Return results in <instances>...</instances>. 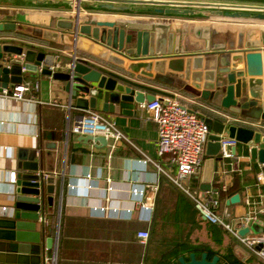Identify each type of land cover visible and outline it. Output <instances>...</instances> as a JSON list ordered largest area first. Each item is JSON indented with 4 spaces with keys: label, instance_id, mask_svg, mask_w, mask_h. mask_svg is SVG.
<instances>
[{
    "label": "crops",
    "instance_id": "0c3cea01",
    "mask_svg": "<svg viewBox=\"0 0 264 264\" xmlns=\"http://www.w3.org/2000/svg\"><path fill=\"white\" fill-rule=\"evenodd\" d=\"M73 2L39 0H2L0 14H11L17 23L30 24L41 28L50 27L56 18H70L75 13ZM98 19L163 23L172 27H217L224 29L264 30V22L209 17L201 13L193 16L149 14L143 12L114 11L82 2L79 20ZM0 43L26 45L41 42L15 32L0 33ZM45 53L54 52L67 59L56 63L53 70L66 71L69 47L55 43H42ZM79 59L87 58L77 53ZM128 80L139 84V90L158 97L162 94H177L182 104L195 113L230 124L252 127L259 123L240 114L236 109H223L211 98H204L179 85L156 82L116 70ZM20 84L29 86L24 92L25 101L2 96L0 92V218L12 220L14 215L12 173L16 177V163L20 157L31 159L43 154V168L53 166L55 179L51 203L46 205L44 214L45 232L36 249L25 237L24 242L0 239V264H52L48 259L54 256L55 264H167L177 262L179 256L189 255L181 251L183 244H204L213 250L233 248L240 255L248 252L258 264L256 257L230 232L222 228V242L217 244L210 231L212 223L198 215L188 194L175 185L170 177L177 173V167L169 162L167 155H158L156 141L158 129L145 108V102H122L114 104V113L101 112L102 101H96L95 110L110 117L124 138L113 145L111 138L106 142L88 139L72 130L78 122L79 111L69 107L70 95L65 92V82L43 74L38 69ZM19 84V85H20ZM146 88L157 91L153 93ZM9 92V89H3ZM213 114V116H212ZM211 133V132H210ZM101 137V135H94ZM53 144L54 147L46 148ZM233 156L218 155L210 184L224 189L234 186L240 190L236 204L221 200L218 214L234 228L245 224L246 217L263 221L258 228L264 230V176L258 164H252L245 153V146L236 141ZM53 152L47 160L45 153ZM205 151V150H204ZM205 156L203 154V160ZM203 163V161H202ZM199 170L182 181L189 191L201 189ZM239 179L236 183L235 175ZM261 175V179L258 176ZM237 177V178H238ZM145 188V194L153 201L152 209L135 208L132 190ZM231 195V196H232ZM107 207L101 210V207ZM149 231L145 242H139L137 232ZM25 232V231H19ZM24 234V233H22ZM26 234H32L25 232ZM251 234V233H250ZM53 237L52 249L44 243Z\"/></svg>",
    "mask_w": 264,
    "mask_h": 264
},
{
    "label": "water",
    "instance_id": "95a60500",
    "mask_svg": "<svg viewBox=\"0 0 264 264\" xmlns=\"http://www.w3.org/2000/svg\"><path fill=\"white\" fill-rule=\"evenodd\" d=\"M2 1V0H0ZM45 1V0H39ZM73 2L75 13L70 18H56L50 27L17 23L11 14H0V33L15 32L39 40L40 44L26 45L0 43V92L13 89L40 69L54 79L65 82L64 90L70 95L69 107L79 111L81 120L86 110H95L101 99V112L114 113V104L122 102L153 101V94L140 91L139 84L125 78L123 71L156 82L179 85L184 90L204 98L218 100L223 109L234 108L259 123L252 127L230 124L199 114L210 134L205 143L200 179L201 189L216 191L210 184L215 160L220 151V135L234 139L245 146L252 164H258L264 176V30L224 29L217 27H172L163 23L79 20L82 2L114 11H133L149 14L193 16L201 13L209 17L264 22V0H48ZM69 47L66 71L53 70L56 63L67 59L54 52L45 53L42 43ZM77 53L87 58L79 59ZM88 139L106 142L103 136L87 135ZM54 147L53 144L46 148ZM236 149V147H234ZM53 152L45 153L49 160ZM43 154L16 163L12 220L0 218V239L28 241L37 249L45 232L44 214L51 203L54 172L49 163L44 168ZM239 193L225 202L236 204ZM263 221L249 220L240 226L237 235L263 232L258 225ZM25 231L32 234H26ZM24 233V234H22ZM44 243L52 249L53 237ZM261 244L257 245V248ZM246 259V255L242 257ZM171 264H219L217 255L210 259L206 252L197 258L190 252L188 259L177 258Z\"/></svg>",
    "mask_w": 264,
    "mask_h": 264
},
{
    "label": "built area",
    "instance_id": "2783aa9c",
    "mask_svg": "<svg viewBox=\"0 0 264 264\" xmlns=\"http://www.w3.org/2000/svg\"><path fill=\"white\" fill-rule=\"evenodd\" d=\"M29 90L26 84H18L9 92L2 90V96L12 98L17 101H25L24 92ZM145 108L150 112L151 119L155 122L158 129L156 147L158 155H167L169 162L177 167V173L170 177L172 182L182 188L194 203L198 215L205 221L220 225L230 232L236 239L247 247L256 257L264 260V231L257 235L245 234L237 235L238 228H234L230 222L225 220L228 216L227 209H223V215L218 214L220 202L219 197L211 196L210 191H203L199 195L197 191H189L182 185V181L195 174L201 167L205 143L210 134V129L203 118L194 111L187 109L179 99L177 94H162L153 101H144ZM143 103V102H142ZM72 130L81 135H101L106 139L111 138L113 145L124 138V134L114 124V121L100 112L86 110L84 117L76 122ZM219 155L223 158L233 156L232 148L236 145V140L220 135ZM261 179V175L258 176ZM14 181L12 173L11 182ZM133 204L135 208L152 209L153 201L150 196L145 194V188L134 187L132 190ZM107 207H101L106 210ZM264 212V209H263ZM246 222L254 218L246 217ZM245 222V223H246ZM139 242H145L149 236V231H139L136 234ZM261 247L257 248V245ZM54 263V256L48 259Z\"/></svg>",
    "mask_w": 264,
    "mask_h": 264
},
{
    "label": "trees",
    "instance_id": "16d2710c",
    "mask_svg": "<svg viewBox=\"0 0 264 264\" xmlns=\"http://www.w3.org/2000/svg\"><path fill=\"white\" fill-rule=\"evenodd\" d=\"M148 91L157 93L156 90L152 88H146ZM213 116V114H212ZM238 175L236 174L234 176V179L236 180V183L239 179ZM241 186L238 185L230 186L226 189H224L221 185L217 186V194L218 197L223 200L229 196H231L233 193H236L238 190H240ZM210 231L212 234V239L217 243L220 244L222 242V231L220 227H218L216 224L211 225ZM181 251H188V252H194L195 256L197 258L200 257L202 252L207 253L208 259H210L213 255H217L219 258V264H248L252 258L248 254V252H244V255H246V259L244 260L242 257L243 255L238 254L236 251L233 250V248H228L223 251L213 250L209 248L208 246L201 244V245H195V244H183L181 247ZM185 258L188 259V255H185ZM169 260L164 259V263L167 264ZM177 263V262H175ZM258 264H264V260H262L260 257H258Z\"/></svg>",
    "mask_w": 264,
    "mask_h": 264
}]
</instances>
